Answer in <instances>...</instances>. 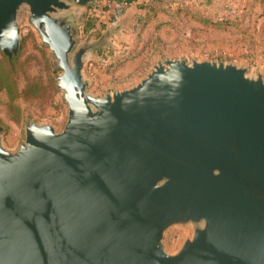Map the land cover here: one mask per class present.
Masks as SVG:
<instances>
[{
	"label": "water",
	"instance_id": "obj_1",
	"mask_svg": "<svg viewBox=\"0 0 264 264\" xmlns=\"http://www.w3.org/2000/svg\"><path fill=\"white\" fill-rule=\"evenodd\" d=\"M91 6L100 0H0V50L19 53L28 11L68 105L61 131L28 119L15 151L0 121V264H264V71L163 59L94 94L84 66L110 33L80 41L76 16ZM189 224L168 252L165 232Z\"/></svg>",
	"mask_w": 264,
	"mask_h": 264
},
{
	"label": "rangeland",
	"instance_id": "obj_2",
	"mask_svg": "<svg viewBox=\"0 0 264 264\" xmlns=\"http://www.w3.org/2000/svg\"><path fill=\"white\" fill-rule=\"evenodd\" d=\"M100 4L98 8L101 10L109 8V0H100ZM94 8L97 6L87 9L84 23H80L76 16L81 42L96 39L98 29L106 28V24L101 20V13L97 15ZM170 9H172L171 13L167 14L171 16L166 18L168 22L153 25L139 37L126 33L123 36L119 35L120 38L115 40L118 49L129 47L140 53L137 59H132L133 65L129 68L130 72L119 75H116L117 71L113 74H105V71H102L103 65L100 63L97 65V57L89 61L93 65L84 66L86 75L93 82L90 88L92 93L104 94L109 90L131 87L145 78L148 72L163 59L185 58L189 62L193 59L234 61L250 65V74H253L255 69L264 71V33L259 34L256 14L253 17L251 13L245 21L243 19L242 23H245L239 25L238 18L240 17L236 13L234 16L232 14L225 16L214 11L212 12L214 15L210 16L214 19L212 23L201 21L200 17L210 12L204 7H198L192 0L171 4ZM225 17L229 18L230 22H227ZM86 23L90 24L88 30H85ZM19 25L22 38L19 53L22 55V60L28 59L29 62L25 66L26 72L20 71L17 75L20 87L24 86L26 77L41 76L47 80L51 74L58 92L49 103L17 98L14 107L9 106L8 93L6 91L0 93V121L4 126L1 143L9 151H15L25 140V125L28 119L52 124L57 131L63 130L68 119V105L57 87L56 76L60 70L53 67L54 54L43 43L38 30L30 23L28 11L20 13ZM111 46L109 44L107 49ZM107 49L102 52L105 53ZM99 56L105 58L102 53ZM108 59L109 57L105 60ZM0 60L4 65L11 64L13 61L10 62L1 50ZM48 66H51V73L48 71ZM192 235L191 224L170 227L165 232L166 250L170 253L177 252L184 240Z\"/></svg>",
	"mask_w": 264,
	"mask_h": 264
},
{
	"label": "trees",
	"instance_id": "obj_3",
	"mask_svg": "<svg viewBox=\"0 0 264 264\" xmlns=\"http://www.w3.org/2000/svg\"><path fill=\"white\" fill-rule=\"evenodd\" d=\"M132 3L134 0H127ZM204 5V3H203ZM143 13H141L136 20L134 27L135 36L139 37L143 34L144 30L147 28L149 22L153 20L159 11H168V8L155 0H146L141 4ZM107 9V8H106ZM201 21L204 22H213V18L202 15ZM240 18H238L239 20ZM227 22L229 18L225 17ZM236 23V22H232ZM163 24V23H161ZM90 28V24H85V30ZM109 55H108V54ZM105 55V61L103 64L102 71L105 73L113 74L119 68H121L128 61L138 57L140 53L135 49L126 47V48H114L113 46L109 47L107 51L102 53ZM107 56V57H106ZM22 55L19 53L12 61L11 64L4 65L0 60V93L6 91L9 95V106L14 107L15 100L17 98H25L31 101H40L41 103H49L52 101L56 95L57 88L56 83L51 74H49L48 79H44L41 76H29L26 77V82L23 87H20L17 75L20 71L26 72V65H28V59L22 60ZM49 73H51V66H48ZM19 116V112H18Z\"/></svg>",
	"mask_w": 264,
	"mask_h": 264
},
{
	"label": "crops",
	"instance_id": "obj_4",
	"mask_svg": "<svg viewBox=\"0 0 264 264\" xmlns=\"http://www.w3.org/2000/svg\"><path fill=\"white\" fill-rule=\"evenodd\" d=\"M144 1L146 0H134L121 13H116V11L110 5H109V8H107L106 10H99L97 12V15L101 13V17H102L101 20L106 24L105 25L106 28H103V30L100 29L101 31L98 29L97 36L99 37L102 33H105V32L110 33V39H109L108 44L112 45L114 48H117V45L115 44V40L120 38L119 35L123 36L124 34L129 33L130 35L135 37V34L133 31H134L137 17L141 13H143L141 4ZM183 1L175 2V3H182ZM192 1H194V4H196L198 7H204L205 10L209 11L210 13H208L207 15L209 17L214 15V13H212L214 11L220 12L222 15H225V16H230L231 14L232 16H234V13H236V15L240 17V19L238 20L239 25L244 24L245 22L242 23L243 19L245 21V19H247L246 17H249L251 13L252 15L256 14L257 16L254 15L253 17L255 16L257 17V25L259 27V34L262 35L264 33V0H192ZM163 5H165L168 8L169 12L159 11L157 16L149 22L144 32L149 30L153 25L168 22L167 21L168 19L166 18L171 16L167 14V13H171L170 12V10H172L170 9L171 4H163ZM260 11L261 13L259 14ZM97 27H98V24H97ZM101 53L103 52L100 51L99 54ZM138 57L134 59H137ZM89 61L86 62L85 64L86 67L89 64ZM105 61H106L105 59L101 58L98 55L97 65H99L98 63L103 65L105 64ZM132 65H133L132 60L128 61L121 68H119V70H117L116 75L125 74V73L130 72L131 70H129V68ZM105 74H108V73H105Z\"/></svg>",
	"mask_w": 264,
	"mask_h": 264
},
{
	"label": "built area",
	"instance_id": "obj_5",
	"mask_svg": "<svg viewBox=\"0 0 264 264\" xmlns=\"http://www.w3.org/2000/svg\"><path fill=\"white\" fill-rule=\"evenodd\" d=\"M130 2L127 0H109V5L116 11V13H121ZM95 12L101 10V8H94ZM90 65H93L92 62H89ZM88 64V65H89Z\"/></svg>",
	"mask_w": 264,
	"mask_h": 264
}]
</instances>
